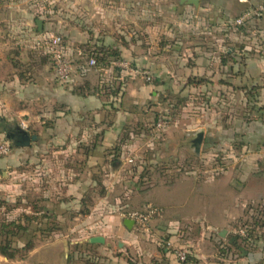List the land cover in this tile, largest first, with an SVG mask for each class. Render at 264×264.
Wrapping results in <instances>:
<instances>
[{
	"label": "crops",
	"instance_id": "obj_1",
	"mask_svg": "<svg viewBox=\"0 0 264 264\" xmlns=\"http://www.w3.org/2000/svg\"><path fill=\"white\" fill-rule=\"evenodd\" d=\"M263 2L201 0L198 7L188 3L182 7L186 21L182 27L195 32L194 35L185 32L181 41L182 45L185 43L182 53L187 61L181 89L197 95L196 113L189 125L193 130L206 132L202 153L209 141L212 147L227 149L226 169L206 179H199L193 172L182 174L173 182H152L137 192L140 184L120 181L116 186L126 184L135 189L128 201L97 197L96 206L76 211L75 221L67 228L82 231L74 239L76 243H90H85L86 247L101 250L110 264H264V231H260L263 234L259 240L243 251L233 244L236 235L225 242L220 234L237 219L245 203L264 200V14L253 15ZM103 10L109 11L105 7ZM164 11L170 16V3ZM190 12L195 13L197 26L186 20ZM246 13L250 15L242 24L243 32L237 34L232 23ZM162 26L167 34H158ZM170 27V21L146 26L152 33L151 42L159 44V40L169 39ZM4 41L0 34V44ZM119 41L114 42L120 45ZM134 50L126 51V55L140 58L138 48ZM28 60L29 57H24V62L31 64ZM11 62L12 56L0 49V127H14L11 122L25 123L28 125L25 128L32 124L37 138L32 146L14 148L10 155L0 158V170L8 174L16 172L19 164L27 163L30 156H44L50 151L49 144L56 154L104 157L109 145L118 139L121 127L133 120L132 111L123 107L112 110L116 103L108 99V94L104 95V90L85 96L74 91L73 76L77 72L80 77L85 76L86 71L75 70L69 83L63 84L54 78L53 66L45 64L20 71ZM190 77L205 82L194 85L188 81ZM90 121L93 125L99 123L93 128V138L87 129ZM86 142L87 145L94 142L96 148L84 151L76 147L85 146ZM61 143L62 147L55 146ZM101 167L106 171L104 162L99 164L98 168ZM85 170L90 171L89 167ZM113 170L104 183L109 189L119 180L118 169ZM82 171L71 169L72 173ZM83 182L73 178L67 183L74 208L84 204L83 194L80 195L81 189H85ZM120 204L124 208L129 205V210L157 207L160 212L150 221L151 233L135 223L131 227L126 225L128 218L117 212ZM217 235L223 240L219 242ZM95 236H102L104 242H92ZM181 249L190 257L185 262L176 255ZM38 250L34 248L33 252ZM43 264H59V259L54 257L52 262Z\"/></svg>",
	"mask_w": 264,
	"mask_h": 264
},
{
	"label": "rangeland",
	"instance_id": "obj_2",
	"mask_svg": "<svg viewBox=\"0 0 264 264\" xmlns=\"http://www.w3.org/2000/svg\"><path fill=\"white\" fill-rule=\"evenodd\" d=\"M169 3L172 8L170 16L164 11L165 5ZM184 5L186 3L181 0H161L157 3L154 0H0V34L5 40L0 44V49L12 56L13 68L26 71L45 64L52 68L50 58L35 44V39L41 35L37 21L42 20L43 33H62L72 43L71 46L84 47L89 51L107 45L112 47L113 52L116 51L118 56L109 58V65L101 67L96 62L94 67L85 72V76L80 77L78 72L75 73L73 85L76 89L83 87L80 88L84 90L83 94L77 90L76 93L84 96L101 88L104 95L108 94V99L116 103V106H111L113 111L123 107L133 112V120L121 127L118 139L109 145L104 157L97 155L89 159L75 153L74 156L62 152L56 154L52 152L53 145L49 144L50 151L44 156H30L27 163L16 167V172L8 174L0 170V231H19L8 223L20 221L21 218L27 225V229H20L17 236L9 234L13 249L17 248L18 252L13 258L0 253V264H12L9 263L11 260L13 264H43L52 262L54 257L62 264L66 243L69 263L110 264L108 256L101 250L87 248L86 242H75L74 239L79 238L82 231H67L75 221L73 216L78 209L96 206L97 197L103 196H108L110 201L115 197L123 202L128 201L135 189L126 184L123 187L116 186L120 181L140 184L137 192L152 182H173L182 174L193 172L199 179H206L226 169L229 156L225 147H212V141H209L202 153L206 135L204 129L199 153H196L192 144L201 129L193 130L189 125L196 113V92L186 94L184 88L181 89L186 78L183 71L187 63L182 53L185 46V43L181 44L182 35L185 32L195 34L182 27L186 22L182 10ZM102 6L109 11L103 10ZM186 20L189 24L198 25L195 13H188ZM165 21L171 22V37L159 40V44L152 43V33L146 26L163 24ZM232 26L236 28L237 34L243 32L242 24L234 21ZM163 32L162 26L158 34H167ZM117 39H121L120 45L115 44ZM132 39L137 40L136 43ZM137 48L140 58L126 55V51H136L134 49ZM22 55L29 57L31 64L25 63ZM76 69L80 70L79 63L75 65ZM187 106L188 110L185 109ZM162 120L166 121V125L160 127L158 123ZM12 123L9 124H20ZM110 123L113 122L110 120ZM98 124L89 122L87 129L91 138L95 135L93 128H97ZM28 129L32 134L36 131L32 124ZM0 137L6 139L2 127ZM87 143L85 146L77 144L76 147L84 151L96 148L94 142ZM62 145L55 144L56 147ZM101 162L106 165V171L102 167L98 168ZM88 167L90 171L85 170ZM113 167L119 171V180L109 189L104 183L114 172ZM71 169L83 171L72 173ZM73 178L87 181L83 182L85 189L80 191L84 204L78 205V208L71 206L73 194L67 190V183ZM90 181H93V186H89ZM245 204L237 219L225 228V242L239 233L245 235V225L253 226L256 218L263 216L264 200ZM150 207L154 208L148 206L142 209L141 206V209L129 210V205L124 208L120 204L117 205V212L124 215L129 211L147 213ZM155 209L152 218L160 212L157 207ZM27 215L31 222H27ZM259 231H264V228ZM217 238L219 242L223 240L220 235ZM239 241L243 243L242 239ZM31 243L34 247L29 249ZM34 248L39 250L33 252Z\"/></svg>",
	"mask_w": 264,
	"mask_h": 264
},
{
	"label": "built area",
	"instance_id": "obj_3",
	"mask_svg": "<svg viewBox=\"0 0 264 264\" xmlns=\"http://www.w3.org/2000/svg\"><path fill=\"white\" fill-rule=\"evenodd\" d=\"M253 13V15L257 16L264 14V2L259 4L254 9ZM249 15L250 13L242 15L236 22L238 24H244ZM35 44L44 52V54L49 56L53 66L54 77L60 83L70 81L77 63H79V68L83 71H87L96 65V59L90 55L89 51H86L83 47L71 46L66 43L61 34L47 35L45 33H41V35L35 39ZM165 125V120L158 123V126L160 127ZM22 126L28 127L25 123H22ZM13 149L14 147L11 145L9 140L0 137V157L10 155ZM155 212L156 209L150 207L147 213L129 211L125 214V216L128 219H133L134 223L143 228L146 233H151L150 221L153 217L152 214ZM176 255L180 261L184 262L187 259L188 252L181 249L176 251Z\"/></svg>",
	"mask_w": 264,
	"mask_h": 264
},
{
	"label": "trees",
	"instance_id": "obj_4",
	"mask_svg": "<svg viewBox=\"0 0 264 264\" xmlns=\"http://www.w3.org/2000/svg\"><path fill=\"white\" fill-rule=\"evenodd\" d=\"M45 34H47V35L61 34L66 43L72 44L65 39V36L62 33L52 32V33H45ZM112 52H113L112 47L110 48L107 45H102L97 49L95 48V49L89 50L90 55L95 57L97 64L100 65L101 67H104L106 64L109 65L111 62V60L109 58H111L112 56H115V55L118 56L116 51H114L113 53ZM45 56H47V55L45 54ZM47 57H49V56H47ZM101 62H103V63H101ZM189 81H190V83L195 85L198 83L205 82V79L196 80L195 77H190ZM66 83H69V82H66ZM66 83H63V84H66ZM80 88H83V87H78L77 89H76V87H74V91L75 92L78 91L80 94H83L84 90H81ZM98 90L100 91L102 89L96 88V90L91 92V94H94ZM261 213H263V216L260 215V217L258 219L256 218V221L254 222L253 226L245 225V226H247L246 231H245V235L244 234L242 235L240 233L236 235V239L234 240L233 244L236 246L237 249H240L241 251L246 250V249L248 250L250 245H252V243H254L255 240H259V238L263 234V233H261V235H260L259 229L260 228L262 229V227L264 228V212H261ZM29 217L30 216L27 215V217H26L27 222H31L30 221L31 218H29ZM22 221H23V219L21 218L20 221L17 220V221H12V222L8 223L9 225H14L15 227H17L19 229V231H15V230L13 231V230H8V229H6V231H0V253L8 256L9 258L15 257V253L17 251V248H15V250L13 249V240L10 239L9 236L11 235V233H13L14 235L16 234V236H17L20 232V229L21 230L27 229V225ZM5 226H7V225H5ZM241 239H242L243 243H241V241H239ZM86 244H90V243L86 242ZM33 247H34V244L31 243V245H29V249L33 248ZM25 249H27L26 246H25ZM189 258L190 257L187 255V259L185 261H187Z\"/></svg>",
	"mask_w": 264,
	"mask_h": 264
},
{
	"label": "water",
	"instance_id": "obj_5",
	"mask_svg": "<svg viewBox=\"0 0 264 264\" xmlns=\"http://www.w3.org/2000/svg\"><path fill=\"white\" fill-rule=\"evenodd\" d=\"M181 1L198 7L200 5L201 0H181ZM37 23H38L39 31L43 33V21L38 20ZM3 131L6 139L10 141L11 145L14 148L29 147L37 138L36 134H32L28 128L23 127L21 124H15L14 127H4ZM204 135H205L204 130L201 129L196 133V136L192 140L193 141L192 144L196 153H199L201 150V144L203 142ZM125 224L131 227L134 224V220L125 219ZM225 232L226 229H223L220 234L224 236ZM91 241L104 242V238L102 236H95L91 238ZM65 245H66L65 251L62 256L63 264L67 262V257L69 254L67 243Z\"/></svg>",
	"mask_w": 264,
	"mask_h": 264
}]
</instances>
